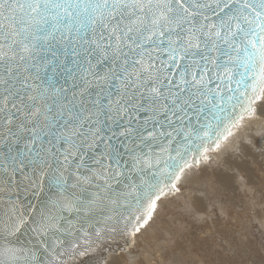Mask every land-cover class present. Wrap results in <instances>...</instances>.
I'll return each mask as SVG.
<instances>
[{
  "label": "snow or ice",
  "instance_id": "obj_1",
  "mask_svg": "<svg viewBox=\"0 0 264 264\" xmlns=\"http://www.w3.org/2000/svg\"><path fill=\"white\" fill-rule=\"evenodd\" d=\"M262 116L264 0H0V264H133L185 187L156 264H264L235 172L194 175L234 140L264 168V132L236 139Z\"/></svg>",
  "mask_w": 264,
  "mask_h": 264
},
{
  "label": "bare ground",
  "instance_id": "obj_2",
  "mask_svg": "<svg viewBox=\"0 0 264 264\" xmlns=\"http://www.w3.org/2000/svg\"><path fill=\"white\" fill-rule=\"evenodd\" d=\"M261 132H264V116L253 121L251 125H249V127L243 129L239 137H237L236 139H258ZM235 143L236 140L233 141V146H231L230 148L225 149L218 154H214V158L206 165H203L202 169L199 172H196L194 174L197 180L202 177L204 183L207 184L209 190L211 191L212 187L216 185L217 177L219 175H231L233 172H235L232 181V190L234 196L231 202L226 206V212L231 213V218L233 220L244 217L245 215H247V212L251 213L253 211V207L250 203L253 197L256 201V210L264 201V195H262L261 191L262 189H264V168H261L262 162L260 160V157L257 156V161L260 165L256 167L257 171H259L260 175H262V178H259V176L253 173L259 178V180L254 181L250 179L249 174L246 170H240L236 168V164L240 160V155L238 150L234 148ZM185 183L188 184L189 182L186 181ZM254 188H257V191H254L253 193ZM191 195L192 193L190 191V188L185 187L181 193L166 198L162 202V205L160 209H158L153 221L150 223L146 231L138 238L133 264H156V262L159 261L158 256L154 258L152 255V249L157 243L158 238L162 239L164 237H167L168 240L171 241L173 238L178 237L182 231H184V227L182 226L183 224L181 225L180 222L177 221V219L175 220L172 217L174 216V213L171 211V209L174 207L175 210H180V208H182L184 204H189ZM241 202L243 204L244 210H241V206V208L237 207V205H239V203ZM236 207L239 210H237ZM187 208L185 209L183 207V211L187 210ZM168 212H170L169 217L164 215ZM180 225L181 228L179 227Z\"/></svg>",
  "mask_w": 264,
  "mask_h": 264
},
{
  "label": "rangeland",
  "instance_id": "obj_3",
  "mask_svg": "<svg viewBox=\"0 0 264 264\" xmlns=\"http://www.w3.org/2000/svg\"><path fill=\"white\" fill-rule=\"evenodd\" d=\"M260 164H259V162L257 161L256 162V164H255V170H256V172H255V170H254V174L255 175H257V176H259V178H262V175H260V172L259 171H257V167L259 166ZM257 166V167H256ZM254 174H252V177H251V179L252 180H254V181H256V180H259V178L257 177V176H255ZM254 175V176H253ZM254 178V179H253ZM256 178V179H255ZM240 190V189H239ZM238 190V191H239ZM254 191H257V188H254V190H253V193H254ZM261 194V193H260ZM241 204V205H240ZM188 203L187 204H184L183 206H182V208H180V210H178V209H176L175 210V208L173 207L172 209H171V211L174 213V216H172L175 220L177 219V221H179L180 222V224L184 227V231L186 230V229H189L190 227H191V225L188 223V221H187V219H186V216H187V210H185V211H183V207L186 209L187 207H188ZM242 208H241V207ZM237 207H239V208H241V210L243 209L244 210V208H243V204H242V202L241 203H239V205H237ZM237 207H236V209H237ZM181 209H182V211H181ZM188 209V208H187ZM237 210H239V209H237ZM257 210L258 211H261V212H264V201H263V203H261V206H259L258 208H257ZM186 212V213H185ZM170 212H168V213H165L164 215H166L167 217H169L170 216V214H169ZM177 213V214H176ZM181 213V214H180ZM177 216H176V215ZM179 214V215H178ZM183 214V215H182ZM247 214H249L248 212H247ZM178 217V218H177ZM232 219V218H231ZM185 223V224H184ZM209 224H211V220H209ZM181 225L179 226L180 228H181ZM190 225V226H189ZM148 251V250H147Z\"/></svg>",
  "mask_w": 264,
  "mask_h": 264
}]
</instances>
